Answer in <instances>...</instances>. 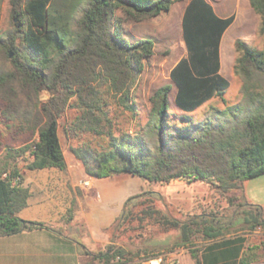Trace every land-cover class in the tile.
I'll return each mask as SVG.
<instances>
[{
	"label": "trees",
	"instance_id": "16d2710c",
	"mask_svg": "<svg viewBox=\"0 0 264 264\" xmlns=\"http://www.w3.org/2000/svg\"><path fill=\"white\" fill-rule=\"evenodd\" d=\"M175 1L9 0L17 20L13 31L0 38L2 58L13 53L10 68L0 71L4 104L0 117L5 127L28 130L36 138L8 149L0 168V235L48 227L15 215L27 204L28 190L11 184L18 170L10 169L5 177L1 174L10 160L26 152L27 169L66 168L58 115L71 98L69 105L77 110L70 122L75 137L85 133L95 140L93 145L81 139L71 148L88 175L102 178L128 173L147 183L212 180L222 191L240 190L244 224L251 228L264 225V208L248 203L243 192L246 179L264 173V46L258 50L236 40L239 56L234 70L242 79V97L226 104L223 92L229 83L219 73V43L233 14L219 18L206 0H189L182 17L187 54L169 72L177 87L174 103L179 112L170 106L172 85L168 83L151 96L152 107L143 126L133 134L114 133L109 113L113 106L134 112L131 88L143 70V60L153 54L149 38L129 41L124 36L115 11L123 9L142 20L169 11ZM248 1L260 16L259 30L264 33V0ZM44 90L49 98L41 101ZM215 95L225 106L210 104L204 118L195 120L192 112ZM135 197L126 199L124 205ZM124 209L111 229H119L125 222L128 214ZM156 221L179 228L178 245L191 244L197 234L215 239L227 231V226L207 216L183 222L161 216ZM82 253L101 264L126 255L124 248L112 244ZM191 253L194 264H202L199 253Z\"/></svg>",
	"mask_w": 264,
	"mask_h": 264
},
{
	"label": "rangeland",
	"instance_id": "374dc122",
	"mask_svg": "<svg viewBox=\"0 0 264 264\" xmlns=\"http://www.w3.org/2000/svg\"><path fill=\"white\" fill-rule=\"evenodd\" d=\"M188 0L175 1L170 8L171 12H162L155 17H146L142 20H136L127 15L123 9H117L115 16L120 18L124 36L133 41L138 38H149L153 41V54L143 60V70L138 76L136 82L131 88V99L133 109L128 110L124 107L113 106L109 116L114 127V133L128 132L133 134L139 127L143 126L152 107L150 101L153 93L161 86L170 82L169 72L179 57L185 54L184 51L178 53L176 43L170 32L166 31L163 23L170 17H174L177 28L179 12L185 6ZM227 5L238 3L237 16L239 23L244 18L247 8L246 0H219ZM16 17L12 16L9 0H0V38L6 37L14 29ZM257 29L256 34L249 45L255 49H262L264 46V33L259 30L260 16L256 13ZM174 24V25H175ZM166 25V23H165ZM175 34V30H172ZM230 31L225 34L222 42L223 67L229 69L232 59V42ZM181 44V43H180ZM182 46V45H181ZM0 49V71L10 68L9 59L13 56L11 52L9 58H2ZM242 79L239 74L233 71L231 76L230 90L227 91V99L231 104L241 100ZM173 89L170 93V100ZM40 100L45 101L49 98L47 91L40 93ZM68 103L63 111L58 115V135L63 151V155L71 153V148L77 146L79 140H88L95 145L92 136L83 133L80 138L75 137L70 124L72 118L77 114L75 108L70 107ZM3 100L0 98V113L3 108ZM223 108V105H220ZM207 107L193 113L195 120L204 118ZM4 121L0 117V168L6 161V152L8 149H15L22 146L23 141L30 138V141L36 138L28 130L17 131L15 127H5ZM29 158L26 152L23 156H17L10 160L9 169L16 168L17 163ZM130 178L128 173H120ZM264 175H259L251 179V186L256 193L264 187ZM137 196L124 206V212L128 214L125 222L119 229L109 230V241L102 246L112 244L125 249L124 257H116L109 264H180L181 259L193 258L192 251L200 253L201 249L212 241L224 238H242L243 251L240 256L246 259L243 263L239 259L233 264H264V225L254 228L243 223L240 206L242 202L239 189L222 191L217 183L212 180H187L173 179L167 183H141L140 189L130 194ZM126 201V200H125ZM125 203V202H124ZM152 212L151 214L147 213ZM164 216L168 220L183 222L188 218L202 216L213 219L217 223L227 226V231L223 237L215 239H203L200 234L194 235L192 243L189 245H178L179 228L171 225H164L158 222L159 217ZM264 220V219H263ZM101 247V249H102ZM100 249V248H99ZM184 264H187L185 260Z\"/></svg>",
	"mask_w": 264,
	"mask_h": 264
},
{
	"label": "crops",
	"instance_id": "0c3cea01",
	"mask_svg": "<svg viewBox=\"0 0 264 264\" xmlns=\"http://www.w3.org/2000/svg\"><path fill=\"white\" fill-rule=\"evenodd\" d=\"M206 1L212 6L217 17L226 18L234 15L233 22L225 29L219 43V73L229 83L223 92V97L226 104H231L226 95L230 90L231 76L235 71L236 58L239 56L235 42L237 39H242L249 45L256 34V12L246 0L248 4L245 15L239 23L238 3L229 6L219 0ZM185 6L178 11L180 14L177 28L174 17H170L165 22L166 25L165 23L162 25L166 26V31L174 37L178 53L185 52L183 56L187 54L182 31ZM173 29L175 34L172 33ZM229 31L231 36L226 41L232 38L233 55L229 62L230 67L226 70L223 67L221 47L225 34ZM169 84L172 85L170 93L173 89L172 100L169 94L170 106L179 112L174 103L177 87L171 79ZM210 104L225 106L224 102L215 95L192 113ZM64 158L66 162L64 170L56 167L27 169L25 161L21 164L17 163L14 169L18 170L19 180L16 184L28 190V198L27 204L15 215L24 220L43 222L48 227L24 229L17 233L0 235V264H101L92 255L82 253V250L96 251L109 241V230L121 216L126 198L136 192L137 187L140 189L141 183L145 182L131 174L130 178L122 174L96 178L86 173L82 161L72 153L64 155ZM8 172H10L9 168L2 172V177ZM251 179L243 182L246 200L264 208V187L260 189V193H256L251 186ZM228 240L231 241L227 242ZM243 248L242 238H224L206 244L201 249L199 257L202 264H233L240 258ZM185 260L187 264H194L193 258L186 257L181 259L180 264H184Z\"/></svg>",
	"mask_w": 264,
	"mask_h": 264
},
{
	"label": "built area",
	"instance_id": "2783aa9c",
	"mask_svg": "<svg viewBox=\"0 0 264 264\" xmlns=\"http://www.w3.org/2000/svg\"><path fill=\"white\" fill-rule=\"evenodd\" d=\"M6 175H4L3 177H5ZM19 180V177L18 176H16V177H14V178H12V180H11V184L12 185H15L16 183H17V181ZM87 183H85V185H86Z\"/></svg>",
	"mask_w": 264,
	"mask_h": 264
},
{
	"label": "bare ground",
	"instance_id": "6f19581e",
	"mask_svg": "<svg viewBox=\"0 0 264 264\" xmlns=\"http://www.w3.org/2000/svg\"><path fill=\"white\" fill-rule=\"evenodd\" d=\"M150 263H151V264H155V263H156V261H151Z\"/></svg>",
	"mask_w": 264,
	"mask_h": 264
}]
</instances>
